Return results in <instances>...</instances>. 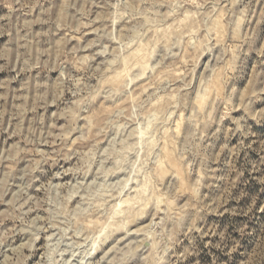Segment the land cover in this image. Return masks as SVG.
Here are the masks:
<instances>
[{"label":"clouds","instance_id":"obj_1","mask_svg":"<svg viewBox=\"0 0 264 264\" xmlns=\"http://www.w3.org/2000/svg\"><path fill=\"white\" fill-rule=\"evenodd\" d=\"M262 25L264 0H0V264H264Z\"/></svg>","mask_w":264,"mask_h":264},{"label":"rangeland","instance_id":"obj_2","mask_svg":"<svg viewBox=\"0 0 264 264\" xmlns=\"http://www.w3.org/2000/svg\"><path fill=\"white\" fill-rule=\"evenodd\" d=\"M261 27H264V25H262ZM89 38H90V37H86V39H89ZM256 55H257V54L254 53V54H253V58H255ZM202 61L206 63V57H205V58H202ZM61 163H63V162H61ZM67 166H68V165H65V167H67ZM70 179H71L70 176H66V177H64V180H65V181H68V180H70ZM122 207H123V204H122V203H120V202H117V203H116V210H117V211H119ZM150 223H151V220H147V221L141 223V224H140V227H141V228L147 227V225L150 224ZM99 255H100V253H97V257H98Z\"/></svg>","mask_w":264,"mask_h":264}]
</instances>
